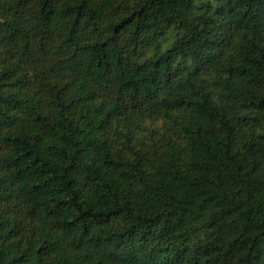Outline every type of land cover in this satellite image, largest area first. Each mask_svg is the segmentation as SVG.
<instances>
[{
  "label": "trees",
  "instance_id": "1",
  "mask_svg": "<svg viewBox=\"0 0 264 264\" xmlns=\"http://www.w3.org/2000/svg\"><path fill=\"white\" fill-rule=\"evenodd\" d=\"M0 264H264V0H0Z\"/></svg>",
  "mask_w": 264,
  "mask_h": 264
}]
</instances>
